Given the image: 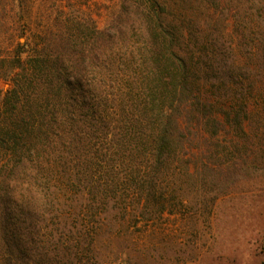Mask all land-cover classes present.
I'll use <instances>...</instances> for the list:
<instances>
[{"label": "trees", "instance_id": "obj_1", "mask_svg": "<svg viewBox=\"0 0 264 264\" xmlns=\"http://www.w3.org/2000/svg\"><path fill=\"white\" fill-rule=\"evenodd\" d=\"M5 8L0 264H123L100 244L183 204L193 148H205L202 185L247 152L238 140L251 143L264 101V0H122L106 27L71 19L36 35L27 57L23 43L9 49ZM225 11L237 45H225Z\"/></svg>", "mask_w": 264, "mask_h": 264}, {"label": "rangeland", "instance_id": "obj_2", "mask_svg": "<svg viewBox=\"0 0 264 264\" xmlns=\"http://www.w3.org/2000/svg\"><path fill=\"white\" fill-rule=\"evenodd\" d=\"M2 2L15 33L9 49L23 43V57H27L36 35L65 29L71 19L85 25L91 20L104 28L119 15L122 4V0ZM222 16L226 19L228 13ZM261 18L258 11L251 14L252 31ZM224 25L225 45L230 39L232 45L239 44L233 19L227 18ZM221 26L219 23L217 28ZM250 44L255 46L256 40ZM1 86L4 91L8 83ZM251 110L247 130L252 141L244 144L238 140L239 146L248 147L247 152L224 156L202 185L196 170L205 160L199 159L205 148H193L198 156L189 163L190 176L179 177L184 182L177 195L183 204L174 212L131 225L125 233L112 237L110 244L104 241L99 246L100 256L113 258L121 250L123 264H264V101H254Z\"/></svg>", "mask_w": 264, "mask_h": 264}]
</instances>
